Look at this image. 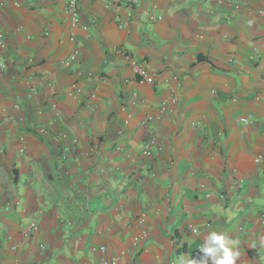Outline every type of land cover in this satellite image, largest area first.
Returning a JSON list of instances; mask_svg holds the SVG:
<instances>
[{"label": "crops", "instance_id": "0c3cea01", "mask_svg": "<svg viewBox=\"0 0 264 264\" xmlns=\"http://www.w3.org/2000/svg\"><path fill=\"white\" fill-rule=\"evenodd\" d=\"M65 2L0 0V264H174L212 230L264 264V0Z\"/></svg>", "mask_w": 264, "mask_h": 264}, {"label": "built area", "instance_id": "2783aa9c", "mask_svg": "<svg viewBox=\"0 0 264 264\" xmlns=\"http://www.w3.org/2000/svg\"><path fill=\"white\" fill-rule=\"evenodd\" d=\"M121 1L122 3L126 4V5H135L138 0H118ZM14 5H17V3H14ZM64 12L67 13L69 15L70 18V22L72 25H75L78 20H79V3L78 0H66L65 2V7H64ZM261 16L264 17V9H261L260 11ZM153 18V17H150ZM160 18V17H158ZM6 48V42L4 39L3 34L0 32V52L4 51ZM76 52L72 53L67 60L65 61V65L68 66L71 62H73L76 59ZM128 65L131 68L132 72L134 73V75H136L137 78V82L140 84H153L155 79V75L153 72H151L149 70V68L147 67V65H145L143 62L137 61L133 58H129L128 59ZM3 64L0 63V70L2 69ZM27 84H29L30 90H32V92L36 91V87L33 83L27 82ZM170 102L175 101L173 98L169 99ZM169 101L168 100H164L160 103L159 108H158V115L164 114L167 111H170V106H169ZM52 107L56 108V104H52ZM156 117L154 115H148L145 117V120L143 121L142 124H146L147 122L153 121ZM243 121L245 123H249V120L247 118H244ZM41 132H44L43 129H41ZM154 143V139H149L146 141L145 145H144V149H143V153L144 154H150V148L152 146V144ZM158 149H161V147L159 146ZM22 151V150H21ZM261 157L259 156L258 159H260ZM258 159L256 161H258ZM143 216H141V221L143 220ZM35 224L31 223L29 225V230H34L35 229ZM195 229H193V232ZM147 233L146 231L142 230L141 232H139L137 235H135L132 239V245L133 246H138L142 239H144L146 237ZM101 250H104V247H101ZM122 256V253L112 257V258H101L100 259V263L99 264H119L120 262V258Z\"/></svg>", "mask_w": 264, "mask_h": 264}, {"label": "clouds", "instance_id": "9594fccd", "mask_svg": "<svg viewBox=\"0 0 264 264\" xmlns=\"http://www.w3.org/2000/svg\"><path fill=\"white\" fill-rule=\"evenodd\" d=\"M238 243L226 231L212 230L199 247L201 252L199 259L182 255L175 258L174 264H237L241 256ZM260 244L264 246V239Z\"/></svg>", "mask_w": 264, "mask_h": 264}, {"label": "rangeland", "instance_id": "374dc122", "mask_svg": "<svg viewBox=\"0 0 264 264\" xmlns=\"http://www.w3.org/2000/svg\"><path fill=\"white\" fill-rule=\"evenodd\" d=\"M259 203L257 204L260 208L261 206H264V200L258 201Z\"/></svg>", "mask_w": 264, "mask_h": 264}]
</instances>
